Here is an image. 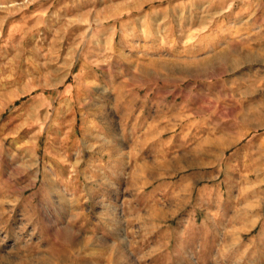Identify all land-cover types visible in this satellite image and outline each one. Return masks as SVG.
<instances>
[{
  "label": "rangeland",
  "instance_id": "1",
  "mask_svg": "<svg viewBox=\"0 0 264 264\" xmlns=\"http://www.w3.org/2000/svg\"><path fill=\"white\" fill-rule=\"evenodd\" d=\"M107 161L165 225L264 233V0H0L5 246L13 202L100 199Z\"/></svg>",
  "mask_w": 264,
  "mask_h": 264
},
{
  "label": "crops",
  "instance_id": "2",
  "mask_svg": "<svg viewBox=\"0 0 264 264\" xmlns=\"http://www.w3.org/2000/svg\"><path fill=\"white\" fill-rule=\"evenodd\" d=\"M104 163L100 199L91 195L93 185L53 182L13 202L34 232H13V243L5 246L3 212L0 264H264V233L245 242L239 232L193 234L165 225L160 202L123 197L132 185H125L122 170ZM80 190L84 196L73 197Z\"/></svg>",
  "mask_w": 264,
  "mask_h": 264
},
{
  "label": "bare ground",
  "instance_id": "3",
  "mask_svg": "<svg viewBox=\"0 0 264 264\" xmlns=\"http://www.w3.org/2000/svg\"><path fill=\"white\" fill-rule=\"evenodd\" d=\"M235 51H236V50H235ZM233 52H234V51H233ZM226 53H228V52L226 51ZM220 56H221V57H225L226 54L222 52V53L220 54ZM94 185H95V184H94ZM62 189H63V188H62ZM161 211H162V210H161ZM2 213H3V212H1L0 215H1ZM159 213H160V212H159ZM66 233H67V232H66ZM58 236H59V235H58ZM66 241H67V240H66ZM69 242H70V241H69ZM73 246H74V244H73ZM57 254H58V252H57ZM46 260H47V259H46ZM51 261H53V260H51Z\"/></svg>",
  "mask_w": 264,
  "mask_h": 264
}]
</instances>
